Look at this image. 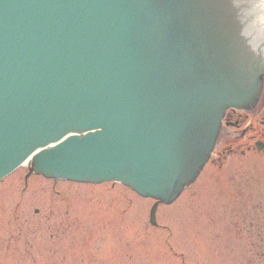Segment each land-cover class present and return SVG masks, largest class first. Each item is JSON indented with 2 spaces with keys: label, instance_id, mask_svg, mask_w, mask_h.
Masks as SVG:
<instances>
[{
  "label": "water",
  "instance_id": "obj_1",
  "mask_svg": "<svg viewBox=\"0 0 264 264\" xmlns=\"http://www.w3.org/2000/svg\"><path fill=\"white\" fill-rule=\"evenodd\" d=\"M228 23L264 67V0H0V179L38 151L35 174L173 202L259 92Z\"/></svg>",
  "mask_w": 264,
  "mask_h": 264
},
{
  "label": "rangeland",
  "instance_id": "obj_2",
  "mask_svg": "<svg viewBox=\"0 0 264 264\" xmlns=\"http://www.w3.org/2000/svg\"><path fill=\"white\" fill-rule=\"evenodd\" d=\"M239 132L221 131L231 152L159 205L154 226L152 200L119 184L25 186L19 169L0 182V264H264V150Z\"/></svg>",
  "mask_w": 264,
  "mask_h": 264
},
{
  "label": "flooded vegetation",
  "instance_id": "obj_3",
  "mask_svg": "<svg viewBox=\"0 0 264 264\" xmlns=\"http://www.w3.org/2000/svg\"><path fill=\"white\" fill-rule=\"evenodd\" d=\"M249 119H251V121H249ZM254 119H256L255 121L258 122L257 124L260 126H258L257 124L254 125ZM224 122L226 123V125L234 124L235 127L240 130L239 140L244 139L248 134L253 133L258 138V141L264 143V82L259 101L254 110L250 112L229 111L225 115ZM226 151H231V145L229 144L224 148L223 143L221 151L217 150L216 152L218 160H220V156Z\"/></svg>",
  "mask_w": 264,
  "mask_h": 264
},
{
  "label": "bare ground",
  "instance_id": "obj_4",
  "mask_svg": "<svg viewBox=\"0 0 264 264\" xmlns=\"http://www.w3.org/2000/svg\"><path fill=\"white\" fill-rule=\"evenodd\" d=\"M35 155V151H33L29 156H34Z\"/></svg>",
  "mask_w": 264,
  "mask_h": 264
}]
</instances>
